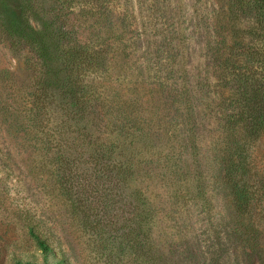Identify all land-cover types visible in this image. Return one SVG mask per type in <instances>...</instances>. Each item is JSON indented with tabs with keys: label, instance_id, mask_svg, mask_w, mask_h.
<instances>
[{
	"label": "rangeland",
	"instance_id": "374dc122",
	"mask_svg": "<svg viewBox=\"0 0 264 264\" xmlns=\"http://www.w3.org/2000/svg\"><path fill=\"white\" fill-rule=\"evenodd\" d=\"M19 1L0 0V11L16 10ZM22 1L32 3L26 15L35 27L47 21L51 8H60L69 18L67 26L76 25L85 33L90 54L86 81L130 87L146 104L158 87L186 92L179 96L174 123L182 127L183 116L193 112L201 120L207 199L198 206L191 199L184 202L179 207L183 219L175 209L165 226L205 256L221 254L216 264H246L241 248L236 253L229 240L228 204L212 177L208 148L216 131L209 122L215 113L214 99L221 92L227 96L230 89H238L239 95L255 98L264 94L262 24L251 32L249 19L239 20L243 29L235 42L237 55L231 57L220 49L223 28L217 0ZM108 11L117 16L116 32L108 26L95 31L98 15ZM30 55L0 35V264H60V243L72 253L73 264H130L127 258L109 259V249L95 241L99 236L93 234L92 225L108 229L129 222L126 217L132 218L138 205V179H121L113 169L115 152L95 155L94 149L109 137L107 119L96 117L94 129L90 125L101 141L84 142L90 130L85 120L99 112L88 107L85 120L75 117L58 92L59 76L40 68ZM226 56L230 57L225 62ZM221 66L228 68L223 72ZM106 93L111 98L116 94L113 89ZM79 132L82 138L75 139ZM151 189L165 190L163 183ZM253 228L246 235L257 236L264 257V221L258 231ZM58 230L66 233L60 242ZM39 234L50 243L49 251L39 244ZM101 234L106 240V232ZM70 242L75 250H69Z\"/></svg>",
	"mask_w": 264,
	"mask_h": 264
},
{
	"label": "trees",
	"instance_id": "16d2710c",
	"mask_svg": "<svg viewBox=\"0 0 264 264\" xmlns=\"http://www.w3.org/2000/svg\"><path fill=\"white\" fill-rule=\"evenodd\" d=\"M217 2V17L223 28L220 39L222 55L236 56L235 42L243 29L239 20L243 16L249 19L247 27L251 32L259 23L264 28V0ZM31 5L30 1L21 0L16 10H1L0 35L7 37L15 47L26 48L27 55L31 54L40 68L59 76L58 92L65 96L66 105L73 108L75 117L85 120L88 107L99 112L85 120L86 128L90 129L83 134L85 137L82 138L79 132L75 139L82 138L87 143L101 141V136L91 130L96 117L107 119L105 127L110 132L109 137L102 141L104 147L101 143L94 149L95 155L115 152L113 169L117 168L122 180L137 177L139 182L138 205L133 217H126L129 222L108 229L93 224V234L99 236L95 241L101 248L109 249L106 254L112 261L127 258L130 264H137L138 260L152 264L219 262L221 254L205 256L200 248L189 242L185 244L183 236L171 233L165 226L166 218L175 209L179 212L178 217L183 219L180 215L183 208L180 210L179 207L184 202L191 199L198 206L204 204L202 199L206 198L207 183L202 170L203 147L199 133L201 120L198 121L193 112L183 116L182 127L174 123L180 107L179 96L183 98L186 92L177 87H158L156 96L148 99L146 104L133 95L130 87L124 90L113 84L86 81L84 75L90 68V54L85 33L76 25L67 26L69 18L60 8H51L47 21L41 27L40 23L39 28L35 27L26 15ZM117 24V16L108 11L98 15L93 27L95 31L103 32L108 26L115 33ZM230 56L225 57V62ZM236 62L235 59L233 66ZM221 67L223 72L228 68ZM102 86L105 88L101 89ZM110 89L116 92L112 98L106 93ZM237 90L230 89L227 96L223 91L214 99L215 113L209 123L215 125L216 132L208 156L212 159V177L228 204L229 240L235 244L236 253L241 248L246 264H256L258 260L264 262L259 240L256 235L246 234L249 228L258 231L256 227L264 221V151L260 148L264 139V94L256 98L243 97ZM144 105L145 108H139ZM159 183H163L164 192L152 191V185ZM104 231L106 240L101 234ZM57 232L60 242L66 233ZM110 238L111 241H107ZM39 244L46 251L51 249L50 243L40 234ZM60 246L59 263L73 264L72 253L61 243ZM68 246L69 250H75L71 242Z\"/></svg>",
	"mask_w": 264,
	"mask_h": 264
}]
</instances>
